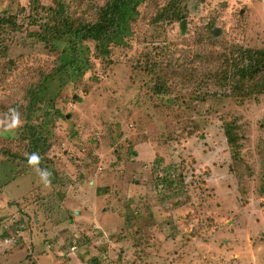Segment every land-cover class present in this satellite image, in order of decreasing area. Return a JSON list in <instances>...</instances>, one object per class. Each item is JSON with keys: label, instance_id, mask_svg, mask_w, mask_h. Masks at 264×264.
Here are the masks:
<instances>
[{"label": "rangeland", "instance_id": "374dc122", "mask_svg": "<svg viewBox=\"0 0 264 264\" xmlns=\"http://www.w3.org/2000/svg\"><path fill=\"white\" fill-rule=\"evenodd\" d=\"M66 1L81 12L76 1ZM85 1L81 8L89 16L102 4ZM167 2L141 6L133 33L125 46L112 45L109 63L96 58L94 42L87 41L92 67L84 76L67 71L49 82L52 88L63 84L55 105L65 118L54 127L47 167L15 177L25 164L0 157L1 225L12 234L3 237L0 228V264H264V183L258 174L264 93L230 94L198 56L264 49V0H187V18L154 25L152 17ZM30 3L0 0V11L26 15ZM207 26L219 36L210 38ZM32 39L18 31L9 41L12 69L0 65V102L25 101L23 87L35 71L54 65L58 53ZM148 53L178 64L147 76ZM186 67L196 69L197 81L181 90ZM160 77L171 96L152 88ZM261 77L264 70L254 82ZM199 93H206V102H195ZM18 118L0 116V144L17 142ZM234 119L243 134L238 149L252 166L245 183L235 175L225 134ZM176 164L184 192L165 199L160 193L172 189L160 178L174 176ZM63 172L72 178L67 194L58 180Z\"/></svg>", "mask_w": 264, "mask_h": 264}, {"label": "trees", "instance_id": "16d2710c", "mask_svg": "<svg viewBox=\"0 0 264 264\" xmlns=\"http://www.w3.org/2000/svg\"><path fill=\"white\" fill-rule=\"evenodd\" d=\"M30 12L22 15L21 11H0V65L4 71L12 69L10 66L11 42L9 41L19 32H26L30 39L45 43L50 54H57L54 65L50 68H40L35 71L36 77L30 79L24 88L21 100H15L5 97L0 102V116L5 120H16L21 118L22 123L18 127L17 142L7 138L0 144V157L13 163H24L25 166L16 171L15 177L30 173L36 168L47 167L52 159H48V153L54 145L52 134L57 120L64 119L65 115L56 107L55 101L60 95V88L49 85L50 81L57 77H62L65 72L71 71V76L82 77L92 67L90 59L91 48L86 44L87 41L94 42L96 58L107 59L112 54V45L125 46L127 37L132 32V24L141 15V6L149 0H102V4L93 6V16L87 15L81 6L85 5V0H74L77 2L80 13L74 12L72 5L66 0H53L54 4L45 5L39 0H30ZM187 0H168L167 5L158 8L151 22L154 25H163L181 21L188 17L190 4ZM185 3V4H184ZM184 4V5H183ZM23 21V22H22ZM38 25L37 30H29ZM211 37H218L216 29L208 27ZM33 40V39H32ZM92 55V53H91ZM147 60L143 69L147 76L153 73H159L160 68H168L178 64L169 63L153 59L151 53L146 54ZM210 64L207 68L210 75L216 76V81L224 87H230V94L238 95L241 98L256 96L264 93V77L259 82H254L256 76L264 70V49L244 48L230 49L218 53L213 57L212 54L199 55ZM179 71H182L181 65ZM193 67H186L183 71V88L193 87L197 81ZM68 73V72H67ZM180 77V76H179ZM4 80V78H3ZM152 88L160 92V96L173 93L169 92L162 77L153 84ZM237 92H239L237 94ZM205 94L199 93L194 98L195 102H206ZM189 129L195 128L194 125L186 123ZM225 134L228 145L233 153V166H237L235 175L240 183H245L247 176L252 175V166L242 155L240 147V138L242 137L241 128L237 126V121H227L225 124ZM264 147V145H263ZM262 147V148H263ZM1 162V161H0ZM259 179L264 183V156L260 155ZM92 163V161L90 162ZM158 164V161H156ZM178 171L172 176V173H165L160 178L162 185L172 189V193L161 192L163 198H174L178 192L183 191L182 167L176 164ZM96 170V167H93ZM81 176L83 179L88 175L85 171ZM58 180L64 184L63 192L67 194L68 185L72 182L71 176L66 173L59 174ZM73 184V183H72ZM157 182L156 186L160 187ZM74 185V184H73ZM76 186V184H75ZM173 187V188H172ZM161 189H165L160 187ZM264 191V185L261 187ZM135 214V213H134ZM4 217L0 215V228L3 230V237L11 238L12 235L5 225H1ZM11 226V225H10ZM11 231H14L11 229ZM93 264H95L93 262Z\"/></svg>", "mask_w": 264, "mask_h": 264}, {"label": "water", "instance_id": "95a60500", "mask_svg": "<svg viewBox=\"0 0 264 264\" xmlns=\"http://www.w3.org/2000/svg\"><path fill=\"white\" fill-rule=\"evenodd\" d=\"M182 27H183V28L185 27V24H184V23H182Z\"/></svg>", "mask_w": 264, "mask_h": 264}]
</instances>
